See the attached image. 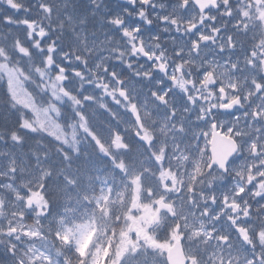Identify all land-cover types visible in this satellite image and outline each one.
Masks as SVG:
<instances>
[{"label": "rangeland", "instance_id": "1", "mask_svg": "<svg viewBox=\"0 0 264 264\" xmlns=\"http://www.w3.org/2000/svg\"><path fill=\"white\" fill-rule=\"evenodd\" d=\"M14 1L5 0V6L8 7ZM45 1L47 3L46 13L49 16L60 19L64 25L70 24H68L70 29L69 35L77 41L76 51L79 52L80 50L88 58H92V62L87 61L88 64L92 65L90 68L92 73L100 74V72H103V75H99L96 78L94 86L102 93L100 95L104 99L111 101L115 105L116 100L113 97L114 93L112 91L113 89H117L119 80H114V75H117L115 68H107V66L109 65V59L116 60L119 58L117 54L120 53L117 52V48L109 45L107 49L108 42L106 40L99 42L97 39L92 38V33L85 24V15L80 14L77 16L74 10L69 9L68 5L71 0ZM96 1L99 2L100 0ZM145 1L150 3V7L148 8L149 13L142 6ZM234 1L237 3L238 9L242 11V0ZM117 3H112L114 9L112 10L111 17L118 21V24H124V34L120 40L121 42L131 43L133 47L142 46L145 51H143V56L138 58L142 62V65H146L144 69L145 73H149L152 69H159L158 60L161 59L160 63L164 67H170L168 75H170L171 79L174 78L177 81L183 77V79L190 81L194 80V73H191V70L184 67V65H188L194 67L195 71L198 72V79L201 84L198 83L197 87L192 88V92L189 94H186L181 89H178L174 93L168 88L159 90V82H154L155 90L147 93L144 90L141 91L143 85H137L136 78L129 80L127 84H119L118 90H122L121 92L124 95L121 96L120 92L116 91L121 98L118 107L120 110L118 116L120 118L117 121L124 124L126 129L133 131L136 130V126L133 125L135 120L137 122L143 121L146 132L157 133V135L166 139V147L169 149L168 159L171 162H175L174 166H177L172 168L169 166V177L175 180L174 186L178 191V195L176 204L173 198L163 196L164 201L157 206L153 205V212L151 213H149L150 204L143 203L140 207L141 211L138 210L140 221H137L131 230L119 236L120 240L118 244H121L116 245L117 254L114 258L110 257L109 264H115L114 260H118L119 263L120 259L118 257L120 253L126 249L135 233H137L136 235L142 242L148 239V234L140 232V225L144 226L145 229H150L152 225L158 223L159 218H161V214L160 217L157 215L160 211L159 209L171 221L174 218V211L179 210L180 212L179 227L174 233L170 234V241L174 240L176 235L183 234L186 228L200 230L201 226H203L201 238L208 240L207 244L201 246L203 251L199 247H195V245L185 244L186 251L194 250L199 258L202 257L201 260L207 258L209 255H218L231 259L232 264H243L244 260H251L254 264H258L256 258L261 253L260 251L254 256L240 257L239 252L243 250L244 243H240L241 246L228 245V251L220 249L224 246L227 239L235 241L243 239L241 235L234 231V226H232L230 219L234 218L240 221L246 219L244 218L243 211L245 206H247L248 216H250V214H254V212L250 211L252 202H255L254 207L263 210L261 215L264 218V195L259 197L254 195L255 192L264 186V89L260 91L257 88V79H264V49H256L253 46L258 32L252 34L253 43L250 42L252 44L251 48H249L251 50L250 56H248V49L238 44L241 49L240 58V54L235 55L234 52L229 51V35L233 41H239L233 38L231 31H227V23L229 25L233 23L239 13H228V4L225 5L221 0L218 13L202 16L197 14L190 0H130V2L129 0H118ZM260 3H264V0H244L245 9ZM160 5H164V7H160ZM141 12L145 13L147 21L140 16ZM238 16L240 17L237 21L238 26L229 27L231 30L237 29L234 36L237 37L238 33L244 32L246 29L259 28V23L255 26L249 25L248 18L243 16V11ZM72 26L75 28L74 33ZM64 29H66V26ZM43 30L39 28L35 34L42 35L41 31ZM159 38L161 41L158 40ZM219 41L231 53L232 57H235H227V59L222 57L218 51L217 43ZM171 47H174V55L171 52ZM142 48L139 47V49ZM156 49H159L160 52L157 53ZM123 51L126 52V49L124 48ZM162 52L164 54L163 57H161ZM261 53L263 54L261 55ZM114 54H116V57H114ZM154 61L157 62L153 63ZM129 66L133 68V62L129 63ZM123 67H125L124 64ZM139 75L136 74L135 76L139 77ZM5 76L10 81L12 91L15 92V100L20 101L18 104L21 108L31 113L34 123L39 125L42 132L46 131L54 137L60 135L52 123L51 117L44 114V108L33 99L32 93L18 80L16 75L14 73H7ZM97 84L100 85L99 88L96 86ZM104 85H107L106 90L104 89ZM187 85V83H184L182 86L181 83L183 88ZM121 86H124V89ZM221 90L226 93V97L230 101L240 98L242 102V105L240 107L238 105L239 108L234 113H231L230 116L218 114L221 106V95L219 93ZM107 93H111V95ZM154 93L155 97L153 96ZM167 96H169V99H166ZM128 98H140V109L142 108L143 110L139 111L138 114L136 111L134 112L131 106H127V101L125 100ZM151 100L152 102L154 100L155 102L157 101L159 105H150ZM236 102L238 103V101ZM25 104L28 106L25 107ZM183 104L192 106L195 110L191 109L187 111V108ZM121 105H124V107H121ZM201 105L204 108V112L202 111V113H205L207 122L211 121V124H206L198 130L197 126H193L194 120H190L188 116H197L196 113L194 114V111H198ZM168 108L172 109L170 114L165 112V109ZM174 115L178 116L179 119L176 120ZM185 117H188L190 121H187ZM140 118H143V120ZM182 119L188 122V127L184 128L185 132L193 136H189L191 139H197H195V144H197L194 147L198 146V151L193 147L188 150L184 149L180 134H178L181 129ZM109 124L111 128L106 126L109 128L107 129L93 123L94 130L99 132V136L104 139L102 144H107V146L116 143L117 135H120V132H114L115 127L111 122ZM213 124H217L218 130L222 133L238 139L244 150V154L232 165L229 175L223 177V179L219 178L220 174L216 170L209 172L208 165L202 166L204 153L209 147L210 129ZM174 130H176L175 134H171ZM4 133L8 135V131L4 130ZM107 139L108 142L106 143ZM0 142H3L1 137ZM3 153L6 152H0V202H3L4 208L8 210V215L5 218H0V229H5L7 234L14 230L20 233L19 236L22 238L34 240L38 246L43 247V249L35 248V252H32L30 250L32 248L29 247L28 257L30 264H35L38 261V264H53L49 261L50 258L47 255V251H50L54 257H59V254L51 250L50 245L45 242L43 236L39 238L38 232L33 233L29 225L24 223L27 219L26 216L30 215V213L34 214V212H38L39 208L37 205H41V198L38 199V196L33 198L30 193L35 194L36 191L42 190L41 184H38L36 179L41 171L48 170L49 168L44 163V158L36 155L21 154L22 161L24 162L21 163L14 156H8L10 155L9 153L6 155H3ZM186 153L189 155L190 160L184 164H180L178 157H182ZM28 161H31V163H28ZM87 162L86 160L85 167L90 166ZM155 164L156 161L152 159V165ZM132 169V167L129 168V176L133 174L130 173ZM254 170H258V172L254 173ZM206 172L207 174H205ZM92 178L93 180H90L88 176H82L80 179H68L64 184L67 204L70 205V208L74 207L78 212L83 210L86 216L91 215L92 212L98 213L99 211H101L99 213L106 214L114 209L115 206L111 201L103 197L100 198V202L105 203V205L102 207L103 211L100 210L99 204L92 200L97 193L94 176ZM73 180L75 181L74 185L70 184V181ZM131 181L130 178L129 182ZM183 182H185V185L181 186ZM25 185L27 186L25 187ZM203 186H205V190ZM155 187V184L152 187L150 186V192L154 191ZM17 195L21 197L18 202L15 199ZM190 195H195L205 200L199 199L194 202V199ZM213 199L220 203L216 208L217 211L211 209L214 206ZM29 200L32 201L31 210H28L26 207ZM256 203L257 205H255ZM194 204L197 208L194 207ZM234 204L238 206L236 211H233L232 208ZM119 207L126 208L125 214L129 217L128 214L132 212L130 210L131 205L121 201ZM168 207H171L173 211L169 212ZM200 208L207 212L198 213L194 211V209ZM220 215L223 217L218 224L216 218ZM198 217L201 220H198ZM18 221L21 225L19 227L17 226ZM87 231V226L78 228L74 242L78 253ZM258 237L259 235L256 237V240L259 242ZM184 239H187L186 234L184 235ZM245 243L247 244L248 242ZM160 245H164L165 247H159ZM153 247L155 248L151 247L150 249H155L165 256L169 244L164 240L163 242H158L157 245L153 244ZM261 247H263V253L260 259L264 261L262 259L264 257V246ZM95 252L99 253L100 249L95 248ZM189 258L191 259L190 256ZM150 264L154 263L151 261ZM221 264H223V261H221Z\"/></svg>", "mask_w": 264, "mask_h": 264}, {"label": "clouds", "instance_id": "2", "mask_svg": "<svg viewBox=\"0 0 264 264\" xmlns=\"http://www.w3.org/2000/svg\"><path fill=\"white\" fill-rule=\"evenodd\" d=\"M93 4L96 3V0H92ZM130 2V0H129ZM222 3L225 5L228 4V0H221ZM160 7H164V5H160ZM199 7L203 10L209 7L216 8L217 0H201V3L199 4ZM241 9L243 11V16L245 18H248L249 25L255 26L257 23H259L258 28V39L255 40L254 47L256 49H264V3H260L258 5H254L251 8H246L244 5V0H242ZM47 11V10H46ZM140 16L144 18L147 21V17L144 12L140 13ZM44 34L43 32L41 33ZM159 47V45H157ZM16 50L23 55L25 58L31 59L28 50L25 48L19 46L18 44L15 46ZM163 52L161 53V57H163ZM52 63L51 58L48 60V64L50 65ZM7 65L9 67H12L15 69L16 75L20 78V81L24 83L25 86H27L29 83H36L34 79H30V74L34 71L35 74L39 75L41 78L44 77V75L47 72V69L41 70L39 68H31L29 67L28 72H25L23 65L19 64L16 61H13L11 54L9 51L3 47H0V66ZM161 69L164 68V65H160ZM79 76L80 74L77 73ZM67 79L63 75H60L57 77V91H55V94H49L48 90L44 88L43 84H40L37 88L36 93H32L33 99L44 109H47L48 111H51V119H53L56 122L57 128H63L64 132L61 135H57L56 137H49L53 140V143L59 145H62L60 147V151L62 154H65L67 156V153L64 152V149H70L72 156H80L81 155V148L83 145L87 144L90 140L96 141L99 140V132L94 130L93 128V119H98L101 116H108L115 118L114 113L107 107V104L103 100H98L95 98H91L87 95L81 99L79 97V89H77V93L70 94V91H65L63 84L59 83L63 80ZM83 79V78H82ZM182 86H183V77H181ZM98 88L100 87L99 84L96 85ZM0 89H3L4 96L0 97V106H6L9 112V115L13 112L17 113L20 116V121L17 124L16 129L12 130L9 133V141L15 144H22L24 141V137L20 135V130L23 129L25 131H30L34 135L39 136L42 132V130L38 127L32 126L31 128H28L25 124V121H29L31 117L28 115V113L24 112L23 109L20 107V105L16 102L14 98V94L12 91V86L9 83V81L4 77L3 73H0ZM104 89H107V85H104ZM108 95H111V93H107ZM121 96L124 95L123 92L120 93ZM155 97V93L153 94ZM85 101H90L91 103V110H89V104H86ZM121 107H124V105H121ZM133 110H135V105L132 106ZM67 114V119L65 118ZM171 131V129H169ZM151 136L147 135L144 137H140V139H148L151 140ZM117 145L119 147H123V145H120L119 139L117 140ZM159 159V157H157ZM180 164H184L185 162H188L190 160L189 155H183L182 157H178ZM65 164L70 166L71 165V156H68L65 160ZM225 168V162L221 161L219 163V166L217 168V171ZM239 174V173H237ZM174 175V173H173ZM169 175L167 172L161 173V179L162 181L165 179H168ZM220 179H223V175L221 174L219 176ZM54 176L53 172L48 169L45 171H41L39 173V176L36 179V182L38 184H45L47 182L48 184H51L53 182ZM70 184L74 185L75 181H70ZM173 185H175V180H173ZM27 185H25L26 187ZM55 193H48L45 192V205L48 208L52 207V204L54 202ZM255 196L259 197L261 195H264V186L260 188L259 191L254 193ZM17 202L21 199L18 195L15 197ZM31 204L32 201L29 200L26 207L28 210H31ZM237 205H232L233 211L237 210ZM168 211L172 212L173 210L171 207H168ZM244 216L247 217L249 215V212L247 210V206L243 209ZM8 215V210L4 208L3 202H0V218H5ZM44 213L40 212H34L35 221L34 224L29 225L30 230L33 233H36L39 231V228L37 227L40 225V219L44 216ZM180 212L179 210H176L174 212V218L173 221H169L168 217L164 215V213H161L160 221L154 225L151 226L150 231H152L157 238H159V232L158 230H163L167 228L169 232L174 233L176 227L180 224ZM59 219V218H58ZM63 225V220L59 219V225ZM17 226H21L20 222H17ZM202 227L200 230H197L195 228L185 229V232L180 235L175 236V240L177 241L176 246L177 247H183L184 244L188 245H195V247H199L201 251H203V248L201 247L204 244H207V239H202ZM61 234H65L61 232ZM70 234V233H69ZM186 234L187 239H184V235ZM206 235V234H204ZM241 235L243 236V239L245 242H249L248 235L241 230ZM17 240L20 239L19 235L15 237ZM259 244L261 246H264V227H262L259 231ZM62 247H67L64 242H61ZM14 247V246H13ZM11 250V249H10ZM32 252H35L36 249L32 248L30 249ZM147 249L140 247V246H134L131 251L130 255L126 258V264H129L130 261H132L133 257H137L140 253L146 252ZM153 251V257L155 260V264H168L167 257L160 254L155 249ZM59 254V251H58ZM186 255L191 257L190 264H221V261H223V264H232V260L224 257H220L218 255H209L207 258L201 260L195 253V251H186ZM43 255V254H41ZM19 260L20 258L17 257ZM243 264H252L251 260H244ZM261 264H264V261H261Z\"/></svg>", "mask_w": 264, "mask_h": 264}, {"label": "trees", "instance_id": "3", "mask_svg": "<svg viewBox=\"0 0 264 264\" xmlns=\"http://www.w3.org/2000/svg\"><path fill=\"white\" fill-rule=\"evenodd\" d=\"M10 26H8L5 21L4 17H0V34H3L6 45L5 49L9 51V53L12 56L13 61L18 62L19 64L23 65L25 72H28L29 67L35 69L39 68L41 70L47 69L46 74L43 78H41L39 75L35 74L33 71L30 74V79H34L36 83H29L28 89L31 93H36L37 88L40 84H43L44 88L48 90L49 94H54L55 91H57V75L59 74V67L57 65H53L50 69L47 68V65L37 58V52L32 47L31 42H29L28 39H26L24 34H16L14 35V30H10ZM9 31V32H8ZM13 34V35H12ZM19 45L26 50H28L29 55L31 59L21 57L18 55L15 57V46ZM60 44H62L60 42ZM65 49V48H64ZM80 66V64H79ZM64 68V67H62ZM79 73V70L78 72ZM75 73V76L72 75L71 72L67 75L68 78L71 80L77 79L78 75ZM63 86L65 85L62 83ZM79 89V97L83 99V97L86 95L85 88L81 84ZM65 91H70V94L77 93V89L74 87H70L69 84H66L64 87ZM83 93L81 96L80 94ZM4 96L3 89H0V97ZM27 113V112H26ZM28 115L31 117V115L28 113ZM47 115L50 117L51 111H48ZM67 119V114L66 117ZM20 121V116L13 112L9 115L8 109L6 106H0V135L5 136L4 130L8 131L7 137H9V133L16 129L17 124ZM31 119L29 120V122ZM20 135L24 137V141L22 144L18 146H13L9 144L7 141H3L4 147L8 148L9 150L15 152V154L20 157L19 152H26L30 155H36L41 158H44L43 161L46 164V166L53 172V182L51 184H48L45 182L41 186L42 190L39 191L40 197H43V200L45 201V192L48 193H55L54 202L52 204L51 208H48V210H45L46 215H44L40 221H41V227L47 237L50 240H55L53 244L59 248H61V242H66L65 236L59 237V232L57 231L59 229V219H62L64 221L65 212L62 211L63 208V197H65L64 193V183L67 182V174L70 177L75 170L68 168V166L65 164V160L67 159V156H71V161L77 162L84 157H86V160L89 161L91 165L97 166L101 163V157L98 153H96L97 147L93 144H85L81 148V155L80 156H72L71 150L65 148L64 152L67 153V156L65 154H62L60 151V147L62 145H57L53 143V140L50 139L48 135L40 134L37 135H31L30 133L20 130ZM53 158L56 160V162L53 160ZM31 163V161H28V163ZM71 178H74L71 177ZM60 204V205H59ZM45 205V204H44ZM46 206V205H45ZM61 206V207H60ZM60 207V208H59ZM59 218V219H58ZM67 243V242H66ZM67 247L64 249V259L67 262H70L71 259L74 257V250L72 246L68 243L66 244ZM70 245V248H68ZM14 246V247H13ZM11 249V250H10ZM26 242L23 241V239L17 240L15 237H12L10 235H7L5 233L0 232V264H22V262H26L23 260L24 254H26ZM17 257L20 259L18 260ZM28 264V263H27Z\"/></svg>", "mask_w": 264, "mask_h": 264}, {"label": "water", "instance_id": "4", "mask_svg": "<svg viewBox=\"0 0 264 264\" xmlns=\"http://www.w3.org/2000/svg\"><path fill=\"white\" fill-rule=\"evenodd\" d=\"M193 2L195 4H198L199 3V2H197V0H193ZM217 140H219V138L218 137H214V139H213V145H215L214 143ZM224 140H226L227 149H230V150H228V152L226 151L225 154H224V157L223 158L226 159L227 156H229L230 154L231 155H234L235 152H234V148H233L232 142L229 141V140H227V139H224ZM210 152H211V154H212V156L214 158L215 157V154H214L213 147L210 149ZM176 244L168 252V255H167L168 264H184V260H183V255H182L181 248L180 247H177Z\"/></svg>", "mask_w": 264, "mask_h": 264}, {"label": "snow or ice", "instance_id": "5", "mask_svg": "<svg viewBox=\"0 0 264 264\" xmlns=\"http://www.w3.org/2000/svg\"><path fill=\"white\" fill-rule=\"evenodd\" d=\"M4 71H8V69H4ZM17 82H18V81H17ZM9 83H10V81H9ZM13 94H14V98H15V92H13ZM16 102H17V103H20V101H16ZM27 106H28V105L25 104V107H27ZM33 111H35V109H33ZM43 112H44L45 115H47L48 110H47V109H44ZM38 122H39V121H38ZM25 124L27 125L28 128H31V127H32V124L29 123V121H27V120L25 121ZM129 243L131 244L132 242L129 241ZM159 247H165V246H164V245H160ZM130 251H131V250L127 251L126 256L123 257V258L121 259V264H125V260H126V258L130 255ZM262 259H264V257H262ZM252 264H254V262H252Z\"/></svg>", "mask_w": 264, "mask_h": 264}, {"label": "bare ground", "instance_id": "6", "mask_svg": "<svg viewBox=\"0 0 264 264\" xmlns=\"http://www.w3.org/2000/svg\"><path fill=\"white\" fill-rule=\"evenodd\" d=\"M69 24V23H68ZM68 24H66L65 26H66V29L69 31L70 29H69V27H68ZM70 25V24H69ZM72 29H73V33H74V31H75V28H74V26H72Z\"/></svg>", "mask_w": 264, "mask_h": 264}]
</instances>
